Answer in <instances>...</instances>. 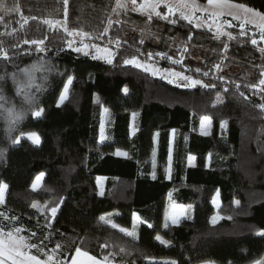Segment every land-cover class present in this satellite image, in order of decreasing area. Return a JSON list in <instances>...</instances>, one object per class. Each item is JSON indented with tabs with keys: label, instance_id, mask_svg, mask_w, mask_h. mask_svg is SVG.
I'll list each match as a JSON object with an SVG mask.
<instances>
[{
	"label": "trees",
	"instance_id": "trees-1",
	"mask_svg": "<svg viewBox=\"0 0 264 264\" xmlns=\"http://www.w3.org/2000/svg\"><path fill=\"white\" fill-rule=\"evenodd\" d=\"M233 2L264 11V0ZM18 3L28 23L21 29L15 12L0 23V47L10 56V61L0 59V68L12 70L47 56L55 59L62 74L41 96L39 109L44 113L36 117L33 112L17 137L20 142L0 156V182L8 185L0 211L15 218L3 221L5 230L20 228L25 237L35 233L29 242L49 254L59 244L55 259L66 264L77 248L102 261L108 257L113 264L263 261L264 236L258 233L264 231V110L258 105L264 103V93L251 86L261 78L264 56L259 47H264V41H259L255 27L247 25V34L240 35L236 23L228 30L236 38L229 40L184 20L171 24L154 15L149 20L141 11H132L131 5L115 9V0H70L67 27L89 33L71 37L63 27L43 23L64 21L63 0ZM178 17L176 13L170 18ZM109 20L119 23L110 26ZM253 33L258 45L250 42ZM76 38L112 49L113 63L77 53L68 46ZM33 40L43 41L45 51H39L41 45L32 44ZM116 40L121 41L119 48ZM182 53V63L171 62L181 60ZM133 56L159 69L216 83V88L169 84L123 64ZM216 64L222 71H216ZM205 71L209 76H203ZM217 76L231 82L222 84L214 79ZM69 77L67 98L60 103ZM236 84L248 99L238 95ZM217 94H223L224 103L213 107ZM105 109V138L101 139ZM204 116L213 121L207 135L200 130ZM225 120L227 126L222 128ZM33 132L38 144L25 137ZM117 151L127 155L118 156ZM190 157L195 158L194 165L189 164ZM41 173L40 185L33 190L31 185ZM100 178L105 181L102 191ZM217 193L218 208L213 204ZM166 196L178 206L198 209V217L187 216L165 228L161 201ZM33 203L49 209L59 203L60 210L53 221L49 210H37ZM109 214L120 227L137 231L138 238L100 220ZM133 214L143 221H137L135 228ZM216 214L223 218L213 223ZM157 235L169 243L162 245Z\"/></svg>",
	"mask_w": 264,
	"mask_h": 264
},
{
	"label": "snow or ice",
	"instance_id": "snow-or-ice-1",
	"mask_svg": "<svg viewBox=\"0 0 264 264\" xmlns=\"http://www.w3.org/2000/svg\"><path fill=\"white\" fill-rule=\"evenodd\" d=\"M5 0H0V6L4 4ZM64 3V15L65 19L63 22L60 20H52V19H45L43 20V23L48 25L50 28H56V27H63L64 31L68 34V36L71 37H87L89 33L84 32L82 30H69L67 27V16H68V6L70 3V0H63ZM132 5V11H141L142 13L146 14L148 16V19L151 20L153 18V15L155 17H158L163 20L169 21L171 24L178 23L179 20L187 21L189 24H193L196 28H201L206 26L209 30L215 26L216 30V38H219L220 36H227L229 40L235 39L231 32H225L223 31V28L225 26L231 28L233 27L232 23L224 21L222 23H217V20L225 15L232 16L233 20L240 21L239 27L241 29L240 35H246V26L247 25H254V27L259 32V41H264V11H260L254 7H249L246 4L243 3H234L233 0H207V6H201L198 3H196V0H143V3L137 5V0H115V9H127L128 6ZM163 6L167 9V15L162 14L159 9ZM113 9V11H115ZM185 9H190L188 13L185 12ZM18 13L20 15V27L21 29L28 23V17L23 16L21 13L20 7L18 6L15 11H12L11 13ZM177 12H179L178 19H171L170 17L174 16ZM196 12H204L206 13V17H196ZM10 13V14H11ZM4 15L0 14V23H3L4 21ZM31 19H36V17H31ZM208 20H211V23H208ZM113 23H119V21H112L109 20L108 24L111 26ZM5 29H7V25H4ZM13 31H16L15 29ZM11 34V33H6ZM104 35H107V31H105ZM256 33L252 34V37L250 38V42L252 45H258V39L255 38ZM189 40H191V36L188 37ZM112 41H109L111 43ZM28 40H24V44H28ZM32 44H38L41 45L39 47V51L43 52L45 51L43 45V41H31ZM75 41L69 40L68 46L73 47ZM140 43H143V38L141 39ZM2 44V42H0ZM115 44L117 48L121 46V41L116 40ZM16 47H19L17 45ZM94 49L95 53L93 55L94 59H104L107 63L112 64L115 58L116 53H114L110 48L108 47H100L97 44H89L84 43L81 41V46L75 47V51L77 53H83L84 55H89L90 51ZM185 51H187V48H185ZM225 51H227V46H225ZM259 52L262 56H264V47H259ZM149 58H151L152 54H148ZM156 55L161 56V58H167L171 60V57H167L165 54L157 53ZM0 59H3L5 61H10L9 52L2 47H0ZM183 60V53L181 54V60H172V63H182ZM124 65H132L133 67L137 69H141L142 71L146 73H151L153 76L157 75L158 72L163 73L161 75V79H167L169 84H176L177 87H184V88H196L197 86L203 87V88H216V83H204L202 79H194L191 76L184 75L182 72H176L174 70L170 69H157L155 66L150 65L145 62H141V60L138 58V56H133L129 59L123 60ZM215 69L217 72L222 71V67L220 64H216ZM196 72H200V69H196ZM203 76L207 77L209 76V72L205 71L203 72ZM260 79L258 84H254L251 87L254 89H258L259 92L264 93V67L260 69ZM214 79H218L221 81L222 84H228L231 81L227 80L224 76H217L214 77ZM72 83L71 77L68 78V85ZM236 90L238 92V95L240 97H244V99H248V97L245 96L244 92L239 91L240 85H235ZM69 91L68 86L66 85L64 88L63 93L60 96V103H62L67 98V93ZM128 89L125 88L124 92L127 93ZM224 93H228L229 89L227 87L223 88ZM235 94V93H234ZM264 99V97H262ZM224 103V96L223 94H217L215 98V104L216 105H222ZM59 106V104L57 105ZM258 107L261 110H264V103H261L258 105ZM108 110L105 109V112ZM44 113V109L40 108L39 110L35 111L33 114L36 117H40ZM204 122H211V118L209 116H204L202 118ZM227 121L221 122V127L225 128L227 126ZM135 132V128H133V133ZM29 140H31L34 144H38L39 137L36 133H30L27 137ZM103 136V126H101V139H104ZM20 142V139L17 138L15 143L18 144ZM118 156H126L127 153L117 151L115 153ZM155 155V153H153ZM171 159V157H169ZM191 159V158H190ZM44 176V173H41L40 176L36 178V181L31 185L32 189H37L38 185L40 184L42 178ZM153 179H155V174L153 173ZM8 189V185L6 183L0 182V206H3L5 204V195L6 190ZM103 195V193H100ZM219 195V193H217ZM62 203V202H60ZM237 205L239 204V201H236ZM213 204H217V201L214 200ZM31 207L37 209V210H49L50 211V219L55 220L59 210H60V204L58 203L56 206H51L49 209L48 205H40L38 203H33ZM180 211L173 214L170 219L172 224H178L181 216L184 214L183 206H179ZM110 215L108 216H101L100 220L103 221L105 224L109 225L113 229H119L120 232L124 233L125 235L132 237L133 239L138 238V233L135 230H128L126 228L120 227L115 222H113L110 219ZM0 264H66L65 261L57 260L55 259V253L56 250L60 248V245L57 244L56 249L52 250V254H49L48 252L44 251V249L37 244L30 243V239L32 237H35V233H32L31 237H25L22 235V229L20 228H13L11 230H5V225L3 224V221H9L15 218L8 217L5 212L0 211ZM139 221L140 223H143L141 218L137 214H133V222H134V228L136 226V222ZM217 217H213L212 222L216 223ZM49 228L52 227L51 224L47 225ZM151 227V225H148ZM165 228L169 227L168 224V218L165 220L164 224ZM258 235L264 236V231L259 232ZM157 241H159L162 245H167L169 242L164 240L161 236L157 235L155 237ZM43 241H41V244ZM33 249H35V253L33 252ZM76 256L77 257H84V261L72 260V264H111V261L108 257H105L103 261L97 260L94 256H89L88 253L82 252L79 248L75 249ZM121 251H124V249H121ZM43 257V259L41 258ZM163 264H176L175 261H165ZM257 264H264V261H258Z\"/></svg>",
	"mask_w": 264,
	"mask_h": 264
},
{
	"label": "clouds",
	"instance_id": "clouds-1",
	"mask_svg": "<svg viewBox=\"0 0 264 264\" xmlns=\"http://www.w3.org/2000/svg\"><path fill=\"white\" fill-rule=\"evenodd\" d=\"M18 6V0H5L0 14L8 16ZM61 74L55 59L47 56H38L12 70L0 68V156L16 144L23 125L39 109L42 94Z\"/></svg>",
	"mask_w": 264,
	"mask_h": 264
},
{
	"label": "rangeland",
	"instance_id": "rangeland-1",
	"mask_svg": "<svg viewBox=\"0 0 264 264\" xmlns=\"http://www.w3.org/2000/svg\"><path fill=\"white\" fill-rule=\"evenodd\" d=\"M177 2H178V0H177ZM141 3H143V0H137V5H139V4H141ZM196 3H198V4L201 5V6H207V2H200V1H197V0H196ZM234 3H235V2H234ZM237 4H239V3H237ZM129 5H130V4H129ZM130 7H133V6L131 5ZM159 11H161L162 14L167 13V9L164 8L163 6H161V8L159 9ZM189 11H190V9H185V12H186V13H188ZM177 13L179 14V12H177ZM165 15H167V14H165ZM206 15H207V14L204 13V12H196V13H195V16H196V17H206ZM224 21H227V22L232 23L233 26H235L236 23H240V21L233 20L232 16H229V15H225V16L220 17V18L217 20V23L219 24V23H222V22H224ZM208 23H211V20H208ZM193 24H194V23H193ZM251 26H254V25H251ZM201 28L208 29L206 26L201 27ZM229 29H230L229 27L225 26V27L223 28V31L228 32ZM255 29H256V28H255ZM208 30H209V29H208ZM211 30L214 31V32L216 33L215 26H213V28H212ZM256 32L259 33L257 29H256ZM74 41H75V43H74L75 45L73 46L74 49H75V47L81 46V41H79V39L76 38ZM84 43H85V42H84ZM70 48H71V47H70ZM102 48H103V47H102ZM111 50H112V49H111ZM112 51H113V50H112ZM81 53H82V52H81ZM82 54H83V53H82ZM94 54H96V53H95V50L92 49V50L90 51V54H89V55L93 56ZM101 59H102V58H101ZM102 60H104V59H102ZM156 68L159 69L158 67H156ZM161 75H163V73L158 72V74L155 75V76H157V77H161ZM166 80H167V79H166ZM67 86H68V88H70L71 84L68 85V83H67ZM63 102H64V101H63ZM106 121H107V112L104 111V115H103V119H102L103 136H104V134H105ZM201 121H202V123H201V129H200V130H201V133H202V134H206V135H207V134H210L211 131H212V127H213V121H212V119H211V122H210V123H208V122H204L203 120H201ZM25 137L27 138L28 135H26ZM39 141H40V140H39ZM190 160H191V161H190ZM190 160H189V162H190L191 164H195V163H196V160H195L194 157H192ZM103 185H104V179H101V178H100V179L98 180V186H99V190H100V191H102ZM214 200L217 201V204H214V206H215L216 208H218V207H219V199H218V195L215 196V198L213 199V201H214ZM161 204H162V206H163L164 209H165L166 218H168V224H172V223H171V219H170V217H171L173 214L179 212V211H180V207H179L178 205L174 204L173 202H171L169 196H166V197L161 201ZM183 211H184V214L181 216V219H180L179 223H180L185 217H187V216L196 219V218L198 217V214H199L198 209H191V208H188V207H183ZM214 217H217V221H216V223H218V222L223 218V217L220 216L219 214H216ZM212 220H213V218H212ZM263 261H264V260H263ZM255 264H257V263H255Z\"/></svg>",
	"mask_w": 264,
	"mask_h": 264
},
{
	"label": "crops",
	"instance_id": "crops-1",
	"mask_svg": "<svg viewBox=\"0 0 264 264\" xmlns=\"http://www.w3.org/2000/svg\"><path fill=\"white\" fill-rule=\"evenodd\" d=\"M120 152H123V151H120ZM124 153H126V152H124ZM122 157H125V156H122ZM190 158H192V157H190ZM190 158H189V160H190ZM191 161V160H190ZM189 164L190 165H194V164H191L190 162H189ZM104 184H105V181H104ZM40 185V184H39ZM38 185V186H39ZM103 187H104V185H103ZM102 190H103V188H102ZM173 225H175V224H173ZM82 251V250H81ZM82 252H84V251H82ZM89 255V254H88ZM89 256H91V255H89ZM73 259H76V260H80V261H84L85 260V258L84 257H77L76 256V251L74 252V254H73V256L71 257V259H70V261H69V263L68 264H72V260ZM97 259V258H96ZM97 260H100V259H97ZM102 261V260H101ZM111 264H113V263H111Z\"/></svg>",
	"mask_w": 264,
	"mask_h": 264
}]
</instances>
